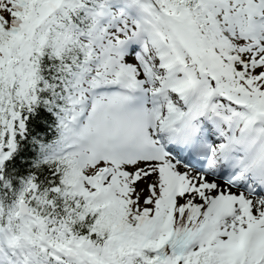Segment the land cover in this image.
<instances>
[{"label":"snow or ice","instance_id":"6c2138e0","mask_svg":"<svg viewBox=\"0 0 264 264\" xmlns=\"http://www.w3.org/2000/svg\"><path fill=\"white\" fill-rule=\"evenodd\" d=\"M0 264H264V0H0Z\"/></svg>","mask_w":264,"mask_h":264}]
</instances>
